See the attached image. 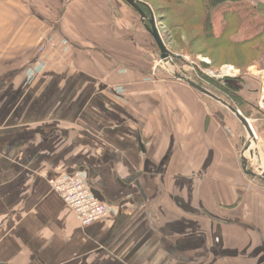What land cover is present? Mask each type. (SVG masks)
Returning <instances> with one entry per match:
<instances>
[{"label": "crops", "instance_id": "0c3cea01", "mask_svg": "<svg viewBox=\"0 0 264 264\" xmlns=\"http://www.w3.org/2000/svg\"><path fill=\"white\" fill-rule=\"evenodd\" d=\"M116 24L108 0H0V263L264 264L242 126L145 75ZM248 71L230 85L261 108L264 70ZM74 172L108 217L81 226L52 190Z\"/></svg>", "mask_w": 264, "mask_h": 264}, {"label": "rangeland", "instance_id": "374dc122", "mask_svg": "<svg viewBox=\"0 0 264 264\" xmlns=\"http://www.w3.org/2000/svg\"><path fill=\"white\" fill-rule=\"evenodd\" d=\"M139 1L147 4V13L153 14L156 27L173 62L204 84L217 88L216 82L231 84L229 79L233 77L249 76L250 68L264 70V32L248 45L231 47L216 45L215 39H204L201 22L203 6L197 0H182L180 4L167 3L165 0ZM108 2L111 15L118 24L114 25L115 30L122 32L127 41L131 40L136 56H139L138 53L141 54L140 61L144 74H149L153 79L175 80L169 69L161 63L159 50L136 11L123 0H108ZM253 4L250 0H246L236 5L225 4L213 10L211 24L215 38L224 31L229 38L238 42L260 32L264 28V4ZM178 9H182L184 13ZM127 62H130L129 58ZM227 69L235 72L236 75L220 76V73ZM224 94L226 95V92ZM200 96L204 98L210 111L220 114L228 112L209 98ZM260 110L264 111V105ZM242 111V115L248 118L252 128L255 124L252 119L262 118L249 106L244 105ZM241 134L243 137L246 136L242 128ZM239 148L242 149V144ZM254 171L259 172L255 166Z\"/></svg>", "mask_w": 264, "mask_h": 264}, {"label": "water", "instance_id": "95a60500", "mask_svg": "<svg viewBox=\"0 0 264 264\" xmlns=\"http://www.w3.org/2000/svg\"><path fill=\"white\" fill-rule=\"evenodd\" d=\"M128 5L134 8L140 16V20L144 24L146 31L154 40L158 50L161 63L169 69L170 74L193 88L200 95L209 98L224 109H226L242 126L245 137H242V149L240 150V162L242 171L264 182V157L258 147L256 136L252 130L251 124L241 112L229 104L227 101L216 95L208 88L197 83L186 71L182 70L173 60L171 54L166 48L159 31L155 24V18L150 12L147 17L138 5L137 0H124ZM254 166L258 169V173L254 171Z\"/></svg>", "mask_w": 264, "mask_h": 264}, {"label": "built area", "instance_id": "2783aa9c", "mask_svg": "<svg viewBox=\"0 0 264 264\" xmlns=\"http://www.w3.org/2000/svg\"><path fill=\"white\" fill-rule=\"evenodd\" d=\"M230 71V69H227L220 73V76L236 75L235 72ZM50 186L64 204L72 210L81 226H87L102 220L111 213V207L94 195L85 175L81 172L65 174L51 179Z\"/></svg>", "mask_w": 264, "mask_h": 264}, {"label": "trees", "instance_id": "16d2710c", "mask_svg": "<svg viewBox=\"0 0 264 264\" xmlns=\"http://www.w3.org/2000/svg\"><path fill=\"white\" fill-rule=\"evenodd\" d=\"M124 1V0H123ZM167 3H171V4H180L182 2V0H165ZM198 2L201 3V5L203 6L202 10V17H201V22L203 24L202 26V30L205 34L204 39L206 40H211V39H215L216 40V45H223V46H242V45H248L249 43L253 42L254 40H256L257 38H259L262 34V32H264V28L261 29L260 32H258L257 34H254L253 37L251 38H245L242 41H235L232 38H229L227 36V34L224 33V31H222L221 35L219 37L214 36L213 32H212V24H211V12L215 9L220 8L221 6L225 5V4H239L242 2H245L246 0H197ZM139 7L141 8V10L144 12V14L146 16H148L149 13H147L148 11L146 10V3L141 2L139 0H137ZM126 3V2H125ZM127 4V3H126ZM130 6V5H129ZM131 7V6H130ZM132 8V7H131ZM134 9V8H133ZM135 10V9H134ZM180 12L184 11L181 9H178ZM136 11V10H135ZM177 12V11H176ZM192 13L194 11H191ZM137 13V11H136ZM190 13V12H189ZM138 14V13H137ZM139 15V14H138ZM193 76V75H191ZM193 78L195 79V77L193 76ZM200 85L208 88L209 90H211L212 92H214L216 95H218L219 97H221L222 99H224L225 101H227L229 104H231L233 107L239 109L242 113V107L244 105L249 106L252 109H255V111H257L259 113V116H264V111L260 110V108L256 107V106H252L250 104H248L245 100L242 99V97L237 93V89L234 88L233 86H231L230 84L223 82V83H215L217 85L216 87H212L210 85H206L203 82L195 79ZM224 92H226V95L224 94Z\"/></svg>", "mask_w": 264, "mask_h": 264}, {"label": "bare ground", "instance_id": "6f19581e", "mask_svg": "<svg viewBox=\"0 0 264 264\" xmlns=\"http://www.w3.org/2000/svg\"><path fill=\"white\" fill-rule=\"evenodd\" d=\"M248 120V119H247ZM249 121V120H248ZM253 130V129H252ZM254 132V131H253ZM255 134V133H254Z\"/></svg>", "mask_w": 264, "mask_h": 264}]
</instances>
